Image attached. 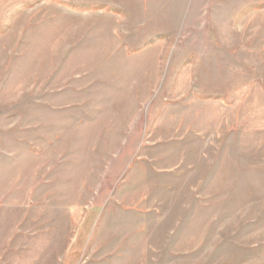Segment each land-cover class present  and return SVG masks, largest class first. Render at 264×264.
<instances>
[{
    "label": "rangeland",
    "instance_id": "rangeland-1",
    "mask_svg": "<svg viewBox=\"0 0 264 264\" xmlns=\"http://www.w3.org/2000/svg\"><path fill=\"white\" fill-rule=\"evenodd\" d=\"M0 264H264V0H0Z\"/></svg>",
    "mask_w": 264,
    "mask_h": 264
}]
</instances>
